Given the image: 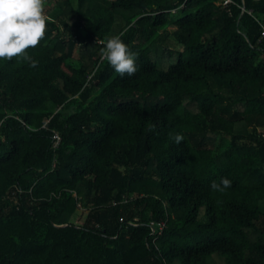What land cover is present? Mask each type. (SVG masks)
I'll return each mask as SVG.
<instances>
[{
  "label": "trees",
  "instance_id": "trees-1",
  "mask_svg": "<svg viewBox=\"0 0 264 264\" xmlns=\"http://www.w3.org/2000/svg\"><path fill=\"white\" fill-rule=\"evenodd\" d=\"M49 1L0 58V264H264V0Z\"/></svg>",
  "mask_w": 264,
  "mask_h": 264
},
{
  "label": "clouds",
  "instance_id": "clouds-1",
  "mask_svg": "<svg viewBox=\"0 0 264 264\" xmlns=\"http://www.w3.org/2000/svg\"><path fill=\"white\" fill-rule=\"evenodd\" d=\"M47 20L44 0H0V58L23 56L34 67L37 61L26 50L45 36ZM123 35L121 32L107 38L103 56L117 73L132 76L137 71V53L122 39ZM173 139L179 144L183 133H176ZM231 183L225 176L219 182L213 181L211 188L224 191Z\"/></svg>",
  "mask_w": 264,
  "mask_h": 264
},
{
  "label": "built area",
  "instance_id": "built-area-1",
  "mask_svg": "<svg viewBox=\"0 0 264 264\" xmlns=\"http://www.w3.org/2000/svg\"><path fill=\"white\" fill-rule=\"evenodd\" d=\"M223 1H224V4H229L231 0H223ZM242 9H245V7L242 6ZM262 26H264L263 23H262ZM262 37L264 38V27L262 29ZM52 138H53V148L58 147L60 140H61V135L58 132H54Z\"/></svg>",
  "mask_w": 264,
  "mask_h": 264
},
{
  "label": "rangeland",
  "instance_id": "rangeland-1",
  "mask_svg": "<svg viewBox=\"0 0 264 264\" xmlns=\"http://www.w3.org/2000/svg\"><path fill=\"white\" fill-rule=\"evenodd\" d=\"M44 2H45V3H46V2H47V3H50L49 0H44ZM45 10H46V6H45ZM45 12H46V11H45ZM169 28L172 30L174 27H173V26H170Z\"/></svg>",
  "mask_w": 264,
  "mask_h": 264
}]
</instances>
